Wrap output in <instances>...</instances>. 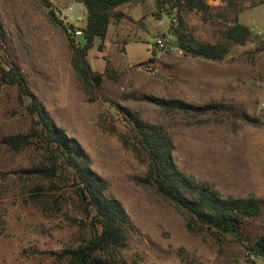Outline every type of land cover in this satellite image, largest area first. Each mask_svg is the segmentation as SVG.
Instances as JSON below:
<instances>
[{
	"label": "rangeland",
	"instance_id": "374dc122",
	"mask_svg": "<svg viewBox=\"0 0 264 264\" xmlns=\"http://www.w3.org/2000/svg\"><path fill=\"white\" fill-rule=\"evenodd\" d=\"M48 1L50 5H70L73 18L82 15L75 0ZM142 1L147 12L153 1ZM175 1L155 0L152 16L165 18L171 33L181 21L196 39L221 41L232 15L228 9L262 0H203L208 5L222 3L218 8L211 5L208 13L181 5L172 8ZM127 5L113 11L120 14L118 22L124 17L127 21L118 28L116 18H111L106 37L94 38L88 49L85 60L94 63L93 69L79 72L63 24L49 16L43 0H0V74L11 71L12 66L20 70L26 90L57 127L78 141L89 157L90 168L105 180L103 194L122 204L129 222L116 258L136 264H264V255L251 247L264 236L263 217L247 219L238 235L205 229L190 232L187 211L143 181L147 159L126 111L163 128L175 146L172 159L176 168L197 182L209 183L222 196L253 195L264 200V128L226 112L201 115L166 110L141 99L155 96L152 78L158 66L154 63L153 75L141 66L149 55V44L158 37L174 47L176 41L164 34L154 39L159 31L143 32L144 40L126 43V62L121 42L137 38L134 33L139 30L133 31L130 21L139 26L149 22L130 20L126 14L132 13L133 6ZM83 22L81 19L78 25ZM79 41L83 43V38ZM227 47L234 55L230 61L234 67L255 68L248 93L239 92L248 94V99L243 106L232 108L259 117L264 125L260 108L264 103V43L254 37L244 43L227 40ZM97 75L101 81L95 85L91 79ZM29 105L26 92L20 93L9 78L0 77V139L28 131L37 118L30 114ZM39 146L33 142L12 150L0 144V264H72L62 252L100 232L95 210L82 186L73 182L70 168L52 178L27 172L45 162Z\"/></svg>",
	"mask_w": 264,
	"mask_h": 264
},
{
	"label": "trees",
	"instance_id": "16d2710c",
	"mask_svg": "<svg viewBox=\"0 0 264 264\" xmlns=\"http://www.w3.org/2000/svg\"><path fill=\"white\" fill-rule=\"evenodd\" d=\"M86 9L85 22L80 25L83 30V43L70 37L74 52V66L82 72L88 70L85 60L87 50L94 38L104 39L111 18L120 19V14L113 13V9L128 1L137 0H76ZM48 8L50 2L43 0ZM183 4V5H182ZM184 6L187 9L196 8L205 11L203 0H176L172 8ZM49 16L57 22L52 11ZM233 24L222 32V40L214 43L202 42L187 32L181 21L172 28V33L178 40L179 49L184 55L200 56L207 59H222L228 52L227 40L243 43L248 37V28L236 21V12H233ZM3 35L0 23V36ZM2 80L9 78L16 84L18 91L26 92L30 97L29 112L36 115L27 132L4 136L0 144L12 150L38 143L44 151L45 162L27 172L43 176L55 177L61 170L70 168L71 177L75 185H81L88 200L93 207L100 225V232L95 233L83 244L75 248L65 249L62 256L68 258L72 264H136L124 259L116 258L115 252L124 245L126 238V225L128 215L122 204L113 197L103 194L107 188L105 180L94 172L89 166V157L73 137H68L63 129L57 127L48 115L47 110L37 101L35 96L25 88L24 76L16 66L11 71H2ZM162 109H176L191 111L196 114L208 112H226L239 118L246 124L264 127L259 117L250 116L245 110L236 111L230 106L208 103L193 106L179 99H165L153 95L140 97ZM136 131L139 148L147 159L145 183L153 185L167 200L178 207L185 209L189 215L186 228L190 232L209 230L214 233H233L238 235L240 228L247 219L255 217L264 218V200L253 195L235 197L222 196L218 190L207 182H197L194 177L180 172L172 159L174 144L165 130L157 125L143 122L135 114L126 111ZM137 152L138 149L136 148ZM1 179V175H0ZM258 253L264 255V236H261L251 245Z\"/></svg>",
	"mask_w": 264,
	"mask_h": 264
},
{
	"label": "crops",
	"instance_id": "0c3cea01",
	"mask_svg": "<svg viewBox=\"0 0 264 264\" xmlns=\"http://www.w3.org/2000/svg\"><path fill=\"white\" fill-rule=\"evenodd\" d=\"M50 1L59 3L56 0ZM152 1L153 4L147 12H145L146 10L142 6V0L125 2L119 6H116L113 10H119V8L128 6L127 4H131L133 6L132 13L126 14V16L130 17V20L136 22L141 19L143 20L142 23H144V21H149L148 24H141L140 26L134 25L133 22L130 21L131 26L134 27L133 31H135L136 27H138L139 30L134 33L137 38L121 42L123 45L124 58L126 62H128L126 59L127 53L125 50V45H127L126 43H129L130 41H137L140 38L144 40V33L149 34L150 32L153 33V31H159L158 33L154 34V39L157 34H164L167 38H171L174 42L177 40L174 34L169 31L167 23L168 21L165 18L158 17L155 19V17L152 16V12L156 6L155 0ZM76 2L81 6L82 15H77L75 18H80L85 22L86 9L81 2ZM209 4L210 5L205 4V11H198H204L208 13L210 11L211 5L216 8L219 7L218 5H222V3H218L217 1L211 2ZM58 7L65 6L60 4ZM190 9L196 10V8ZM228 10H230L232 13L230 19L228 20V26L233 24V12L235 11L236 21L248 28L249 34L244 42L255 37L259 38V42L264 43V0L255 4H250L248 2L246 6L237 10ZM127 19V17H124L120 22L117 21V27L120 28L122 23L127 21ZM109 26L110 25L108 24L107 30ZM118 37L119 34L116 35V39ZM197 40L208 43L217 42L201 39ZM228 41L232 42L233 40ZM151 44H149L148 48L149 53ZM233 56L234 55L229 51V48L228 52L222 59H207L200 56L184 55L179 51L170 52L165 57L157 59L154 62L158 66V73L152 78V89L155 93V96L165 99H179L193 106H201L208 103L221 104L230 107H240V105L243 106L244 104H242V102L248 99V94L246 96L240 95L239 92L248 93L249 85L253 81V76L255 74V68L250 67L244 69L237 66L234 67L233 65L236 64L230 62L234 58ZM147 58H149V55ZM86 62L88 67L93 69L94 63L92 65V63L87 61V59ZM261 69L262 72H264V68ZM205 114L208 115L215 113L208 112ZM247 114L250 115L248 112ZM168 136L172 139L169 134Z\"/></svg>",
	"mask_w": 264,
	"mask_h": 264
},
{
	"label": "built area",
	"instance_id": "2783aa9c",
	"mask_svg": "<svg viewBox=\"0 0 264 264\" xmlns=\"http://www.w3.org/2000/svg\"><path fill=\"white\" fill-rule=\"evenodd\" d=\"M50 11L53 12L54 16L61 21L63 24L65 34L72 38L74 42H77L83 36V30L78 25L80 18H73L70 16L72 11L71 6L58 7L56 5H50L48 7ZM171 21H175V18L171 16ZM176 48L161 38H156L153 42V45L150 48L149 58L142 62L141 66L151 75L155 74L156 69L154 68V62L157 58L161 57L163 54L169 51H173ZM181 52L180 49H178ZM260 108L264 110V103L260 104ZM250 254V257L253 255Z\"/></svg>",
	"mask_w": 264,
	"mask_h": 264
},
{
	"label": "water",
	"instance_id": "95a60500",
	"mask_svg": "<svg viewBox=\"0 0 264 264\" xmlns=\"http://www.w3.org/2000/svg\"><path fill=\"white\" fill-rule=\"evenodd\" d=\"M175 47H176V48H179L178 40H176V42H175ZM91 80H92V82H93L95 85H98V84L100 83V81H101V77H100L99 75H97V76L92 77Z\"/></svg>",
	"mask_w": 264,
	"mask_h": 264
}]
</instances>
